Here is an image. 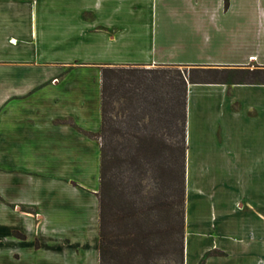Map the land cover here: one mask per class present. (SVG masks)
I'll use <instances>...</instances> for the list:
<instances>
[{
  "label": "crops",
  "instance_id": "0c3cea01",
  "mask_svg": "<svg viewBox=\"0 0 264 264\" xmlns=\"http://www.w3.org/2000/svg\"><path fill=\"white\" fill-rule=\"evenodd\" d=\"M105 64L262 68L264 0H0L4 188L27 190L23 168L52 152L99 151ZM185 134L184 264H264V84L188 82ZM57 181L37 218L4 196L6 261L99 264V176Z\"/></svg>",
  "mask_w": 264,
  "mask_h": 264
},
{
  "label": "trees",
  "instance_id": "16d2710c",
  "mask_svg": "<svg viewBox=\"0 0 264 264\" xmlns=\"http://www.w3.org/2000/svg\"><path fill=\"white\" fill-rule=\"evenodd\" d=\"M100 73V128L95 134L100 141L99 264H121L116 259L123 260L132 249L153 248L149 235L118 231L131 223L142 230L152 213L167 220L158 234L170 237L169 259L184 264L186 84H264V67L180 70L173 65L105 64ZM148 181H154L152 189ZM155 199L157 204L148 205L146 213V201ZM124 240L126 248L120 245Z\"/></svg>",
  "mask_w": 264,
  "mask_h": 264
},
{
  "label": "rangeland",
  "instance_id": "374dc122",
  "mask_svg": "<svg viewBox=\"0 0 264 264\" xmlns=\"http://www.w3.org/2000/svg\"><path fill=\"white\" fill-rule=\"evenodd\" d=\"M179 68L180 70H183L184 68L185 70H188V67L185 66H180ZM68 122L71 121L68 120ZM91 134V138L93 139V133ZM46 153L47 152H42V155L46 156ZM59 153L62 152H52V155L49 159H42V162L35 168L32 166H27L26 169L23 168L22 173L27 175V190L24 189V194V192H22V188L19 190L14 189V186L11 184V182L10 184L7 182V185L4 188L3 174L14 173V167L4 160L3 152L0 150V223L6 216L3 211V204L5 202L4 196L5 198L10 197V199L13 200L14 198L20 197L22 194L27 200L21 205V209L25 212H31L34 218H37L38 214H36L34 209L37 207V201L41 199L39 196L40 191L42 187L46 190H51L53 187H55V184L59 183L57 181V177L63 178L67 182V185L72 184L77 187L79 186L81 189L90 191H94L95 189L97 190L98 186L94 187V184L95 182H98L99 176V151H97L94 145H91L89 149L85 148L84 151L77 150L64 152L68 154L67 159H61L58 157ZM78 175L82 179L80 183L75 182L77 179H79L77 178ZM192 178L194 177H191V188L203 186L202 182H196ZM152 182L154 181H150L148 184V188L150 189H152L154 186ZM187 182L188 181L186 180V183ZM157 201L158 200L156 199L153 201L147 200V206H151L152 203L157 204ZM12 207L15 208V205ZM149 210L150 209L148 206L145 209V211H147L146 213L150 214ZM152 214L149 216L147 225L142 226V230H139V228L133 223L126 225L127 227L124 226L126 227V230L123 228L118 230L119 235H122L120 233L123 231H129L132 234L142 232L145 235H149V238H147L148 244L153 247L148 250L146 248L148 245H144L143 249L140 247L132 249L130 252H128V256L124 257L123 260L116 259L118 262L123 261L121 264H146L148 261H150L149 264H174L171 262V259H169V256L173 255V247L171 240L169 239L170 237L167 238V236L163 237L164 235L159 236L158 234L159 230V232L162 231V224H167V220L165 221L164 218L161 219L160 217ZM153 222H157L156 226H154ZM0 234H2V230H0ZM128 244L129 242L127 240H124L120 243L123 248H126ZM30 251H26V253L22 252L23 254H21L20 260L16 261L11 259L10 262H8L6 261L5 256H2V247L0 244V264H35V257L32 256Z\"/></svg>",
  "mask_w": 264,
  "mask_h": 264
}]
</instances>
